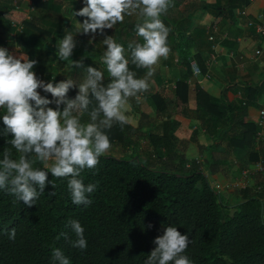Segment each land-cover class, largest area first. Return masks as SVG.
<instances>
[{
	"label": "trees",
	"instance_id": "trees-1",
	"mask_svg": "<svg viewBox=\"0 0 264 264\" xmlns=\"http://www.w3.org/2000/svg\"><path fill=\"white\" fill-rule=\"evenodd\" d=\"M183 1L170 0L167 11L160 17L170 29L167 44L173 53H177L181 65H185L186 74L191 72L193 58L198 59L204 72L212 51V44L209 43L207 48L210 33L208 28L198 26L190 15L179 11ZM221 1L201 0L198 6L218 16L225 13ZM249 3L250 0H227L225 7L230 10ZM32 4L52 15L46 18L43 26L33 19L24 20L19 40L29 59L37 61L32 70L55 84L65 80L56 73V35L63 31L66 34L79 33V23L82 24L86 18L75 16L74 12L86 4L84 0H32ZM63 7L66 8L63 10ZM52 10L57 16H53ZM140 22L142 18L138 14L125 15L122 23L105 29L103 34L98 32L89 45L90 54L82 60L83 67L72 72V79L79 83L87 67L104 65L100 57L106 50L102 43L105 36H113L124 46L130 70L136 72L137 78H143L149 69L132 64L128 49L129 43H142L135 30ZM195 46H199L201 53H192ZM104 77L107 83L108 74ZM176 83V88L171 89L179 98L176 100L178 109L170 122L169 133L143 130L130 122L124 125L114 123L111 129L105 130L111 147H121L122 151L135 149L134 154L139 153L135 146L137 135H148L150 159H144L140 153L141 156L131 157L103 154L95 168L84 169L79 177L85 185H96V190L88 194L91 204H74L67 187L70 177L57 178L50 172L44 193L32 207L0 189V264H55L53 248H60L70 264H145L156 247L154 239L163 235L164 228L168 226L187 234L189 243L182 254L189 258L191 264H264L263 179L257 177L254 185L237 188L227 196L217 191L209 178L214 176L222 183L227 181V162L235 148L247 151L248 166L259 161L264 164V142L256 148L259 115L255 118L249 113L251 107L258 105L260 94H264L261 91L264 79L256 88L247 86L243 97H239V90L233 84L225 86L221 99L200 94L202 98L196 101L195 109L188 105L190 87L187 81L180 77ZM77 92V88L69 90L68 97L74 98ZM151 96L158 115L163 117L161 94L153 93ZM45 98L53 99L51 94ZM48 107L55 109L57 106L52 103ZM63 107L61 105L60 109ZM132 111L139 113L135 107ZM4 113L5 110L0 109V159L5 149H10L15 158L18 154L7 143L13 138L12 134L4 135ZM141 116L150 119L144 113ZM185 118L197 119L200 128L184 130ZM81 119L82 122L90 121L87 113ZM159 122L162 127L163 121ZM201 131L206 137L204 143L200 139ZM185 137L197 143L201 159L190 157L185 149ZM34 167L47 170L39 162ZM245 168L246 165L237 167L240 172ZM70 219L77 220L84 229L87 241L84 250L72 247L77 237L67 226ZM12 229H15L14 239L9 238Z\"/></svg>",
	"mask_w": 264,
	"mask_h": 264
},
{
	"label": "clouds",
	"instance_id": "clouds-1",
	"mask_svg": "<svg viewBox=\"0 0 264 264\" xmlns=\"http://www.w3.org/2000/svg\"><path fill=\"white\" fill-rule=\"evenodd\" d=\"M84 2L86 6L74 15L86 18L82 24L79 23L85 34H103L105 29L122 23L125 15L138 14L142 18V22L135 26L142 43H129L128 49L131 63L149 71L144 78H137L136 72L129 68L124 46L113 36H105L102 41L106 50L100 60L106 66L107 83L104 82V73L91 66L85 69L86 74L79 83L72 78L55 84L46 83L32 71L36 60L16 57L0 47V109L5 110L2 116L6 126L4 135L12 134L13 138L7 143L18 154L13 158L10 149L4 150L0 159V189L28 207H32L44 193L49 183V172L57 178L70 177L67 187L74 204H91L88 194L96 190V185H85L79 178L81 172L95 168L99 158L109 150L111 143L105 130L111 129L114 123L124 125L128 122L124 111L129 98L139 99L137 94L148 90L153 66L161 57L166 59L170 52L167 44L170 29L160 19L170 0ZM55 47L58 59L69 62L68 71L83 67L82 60L70 59L76 47L72 35H65ZM73 88L78 92L70 99L68 92ZM38 89L50 93L53 99L41 96ZM52 103L56 104L55 109L48 107ZM61 105H64L62 110ZM85 113L90 117L89 122H82L81 117ZM37 162L47 170L34 167ZM67 226L77 237L72 247L86 249L87 241L81 224L70 219ZM61 235L66 236L65 233ZM9 238H15V229L10 231ZM153 243L156 247L145 264H191L189 258L182 254L189 238L176 227L164 228L163 235H158ZM52 258L55 264H70L60 248H53Z\"/></svg>",
	"mask_w": 264,
	"mask_h": 264
},
{
	"label": "crops",
	"instance_id": "crops-1",
	"mask_svg": "<svg viewBox=\"0 0 264 264\" xmlns=\"http://www.w3.org/2000/svg\"><path fill=\"white\" fill-rule=\"evenodd\" d=\"M200 1L201 0H185L180 3L179 11L185 12L186 14H184L187 16L190 15L189 17L198 26L205 28L211 27V29L214 31L216 40L219 42L217 48V59L215 61H207L206 70L200 76L193 75L192 67L191 72L189 71L186 74L187 71L185 69V65H181L182 61H179L177 53H173L168 44L170 52L167 58L165 59L161 57L159 59V61L153 66V75L148 78V84L150 87V100H147L146 97H144V99L143 97L140 99H136V97H134L133 100H131L133 98L131 97L128 100L130 102L134 101L132 103L136 104L135 107L138 111L150 116V130L152 129L159 134L170 132V122L172 121V118L178 109L176 100L179 98H177L175 91L172 90L171 87H164L166 83L176 82L180 79V77H184L185 81L191 80L192 83L187 82L190 87V91L188 90L187 93V101L191 109H195L197 103L196 101L199 98H202L199 97L200 94L201 96L203 94L204 97L206 96L213 99H221L224 94L225 86L228 84H233L239 90V97H243L242 95L244 94V91L248 90V88L246 89L247 86L256 88L264 79V37L258 34L256 31V25L264 23V0H250L248 5H242V7L237 6L231 8L230 10L225 7L227 0H222L220 3L221 6H224L225 13L229 11L230 13H222L218 16L211 14L207 10L201 9L198 6ZM208 1L216 2L217 0ZM65 8L66 7H63L62 9L64 10ZM61 13L62 12H60V15ZM50 15H52V13L48 12V10H42V8L33 5L32 0H0V47L11 51V53L15 54L14 56L16 57L18 55V57L29 59L28 54L22 50V44L19 40L18 34L22 31H19L18 29V31L15 30V27L17 28L20 25L24 26V20L32 19L35 20V22H37L39 25L43 26L46 18ZM53 16H57L55 11H53ZM6 26L8 29L5 28ZM65 35L67 34L64 31L57 34L56 44L59 40L63 39ZM70 35L73 36L74 42L76 44L70 59L79 62L85 59L88 54H90L89 45L94 41L97 35L92 33L85 34L80 27L79 33H72ZM209 43L212 44L210 39L208 41L207 48L209 47ZM211 50L212 54V46ZM257 50L262 51L260 55L256 54ZM57 51L58 49H56V52ZM192 53H201L199 46L193 47ZM193 61H198V59L193 58L192 62ZM56 62L58 64V68L61 67L62 71L64 72L68 71V61H60L57 59ZM96 68L101 71L104 69V75L106 74V69L104 66H99ZM78 70V68H74L68 72L72 74V72H77ZM32 71L35 72L34 70ZM35 74L41 77L39 79L46 83L48 82L44 78V75L40 76L36 72ZM263 90L264 89L261 88L262 92H264ZM41 91L43 90L41 89ZM153 93L161 94V98L164 100L163 117L158 115L156 103L154 98L151 96ZM259 93L260 90H258L257 94ZM47 94L48 93L44 92V97ZM257 103V106L250 108L249 113L251 117L257 118L260 109L264 107V94H260ZM127 112L124 111L126 117L129 115ZM161 118L163 119L158 120ZM127 120L128 122L135 125L133 121L129 120V116L127 117ZM159 121H163L162 127L159 125ZM183 122L184 130L196 129L200 128L201 126L200 122L195 118H185ZM200 139L202 140V143L206 141L203 131L200 133ZM208 142L209 141H207V143ZM184 144L186 145L185 149L188 150L191 158L201 159L200 157L202 156L195 141L190 139V137H185ZM260 146L261 142L257 141L256 148H259ZM234 150L235 151L229 160L232 165L230 166L229 162H227V169H229V174L227 175L226 179L227 181L222 183L220 180L215 179V177L212 176V183L219 182L221 184H227L241 177L242 171L240 172L237 167H241L242 165L248 166V154L247 151L242 148H235ZM204 169L205 171L207 170L206 168ZM255 174H253L251 177H253ZM256 176L258 178H262L264 182V174L260 175V172H257ZM249 183L251 185L253 181ZM236 189L237 188H229L224 189L221 192L230 194Z\"/></svg>",
	"mask_w": 264,
	"mask_h": 264
},
{
	"label": "built area",
	"instance_id": "built-area-1",
	"mask_svg": "<svg viewBox=\"0 0 264 264\" xmlns=\"http://www.w3.org/2000/svg\"><path fill=\"white\" fill-rule=\"evenodd\" d=\"M17 29L19 31H22L23 25L18 26ZM211 30H212L211 27H208V33H210L209 39L212 42V48H213V52L208 62L215 61L218 57L217 48H218L219 42L216 40L214 34L211 33ZM256 31L258 34L264 37V23L257 24ZM261 52H262L261 50H257L256 54L260 55ZM191 67H192V73L194 76H200L201 74H203V71L197 61H193V62L191 61ZM187 82L192 83L191 80H188ZM176 85H177L176 82H168L165 84L166 87H171V88H176ZM257 124H258V131H257L256 139L258 142H262L264 140V107L260 109L259 119H258ZM263 171H264V164L262 161H259L253 167L244 169L241 177L234 181H231L227 184H221L219 182H214L212 184L214 188L219 192H221L224 189H229V188H245L250 185L249 183L250 178L253 174L257 172H263Z\"/></svg>",
	"mask_w": 264,
	"mask_h": 264
},
{
	"label": "rangeland",
	"instance_id": "rangeland-1",
	"mask_svg": "<svg viewBox=\"0 0 264 264\" xmlns=\"http://www.w3.org/2000/svg\"><path fill=\"white\" fill-rule=\"evenodd\" d=\"M102 66H104V65H102ZM102 72L105 73L104 69L102 70ZM56 73H59L60 76L62 78H64V79L72 78L71 77V73L68 72V71L67 72L62 71L61 67L58 68ZM37 77L41 78L39 76H37ZM38 92L40 93V95H42L44 97V92L41 91V89H38ZM48 94L50 95V93H48ZM137 96H139V98L143 97V99H144V97H146L147 100H150V87L148 88L147 91L138 93ZM133 99H134V97L131 100H133ZM132 102H134V101H132ZM132 102L128 101V104L126 105V109H125V112L128 111L127 113H129V115H128L129 116V120L133 121L135 125H137L139 128H142L143 130H150V119L143 118L141 116L142 113L140 111H138L139 113L133 112L132 110L136 106V104H133ZM148 111H150V110H148ZM137 137H138L137 138L138 141H137V144H135L136 150H138L137 152H139L144 159H146V160L150 159V137L148 135H146V134H143V135L139 134V135H137ZM134 152H136L135 149H129V150H126V151L125 150L122 151L121 147H117V148L116 147H110L109 150L106 153H104V155H112L113 154V155L120 156V157H124V156L125 157H131L132 155L141 156L139 153H135L134 154ZM123 153H126V154L125 155H120V154H123ZM254 165H249V166H246V167L249 168V167H253ZM256 174L253 176L254 178L251 177V181L250 182L253 181V183H252L253 185H254V182H256V177H257ZM209 178H210V180L213 179L212 176H209ZM225 195L229 196V194H227V193ZM230 197H232V196H230Z\"/></svg>",
	"mask_w": 264,
	"mask_h": 264
}]
</instances>
